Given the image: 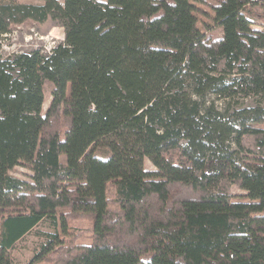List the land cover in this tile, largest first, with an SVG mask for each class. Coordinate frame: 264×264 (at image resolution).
I'll return each instance as SVG.
<instances>
[{
    "label": "trees",
    "instance_id": "1",
    "mask_svg": "<svg viewBox=\"0 0 264 264\" xmlns=\"http://www.w3.org/2000/svg\"><path fill=\"white\" fill-rule=\"evenodd\" d=\"M36 1L0 0V39L27 21L64 29L47 55H0V264L28 236L24 264H264L256 0ZM198 3L221 36L199 31ZM21 163L28 180L9 174Z\"/></svg>",
    "mask_w": 264,
    "mask_h": 264
},
{
    "label": "rangeland",
    "instance_id": "2",
    "mask_svg": "<svg viewBox=\"0 0 264 264\" xmlns=\"http://www.w3.org/2000/svg\"><path fill=\"white\" fill-rule=\"evenodd\" d=\"M62 2V0H59ZM100 3H105V0H95ZM208 3V0H206ZM34 2L40 3L36 0ZM196 7L200 10L201 14L197 16L198 19V29L205 37L217 38L221 36V29L212 19L213 12L203 3L195 4ZM252 10L256 13H262L264 10V0H256L252 6ZM203 13V15H202ZM253 29H261V22L258 18L251 17ZM64 41V29L54 20L48 19L44 23H37L33 21H27L23 24L12 26L9 33L4 35L0 39V55L3 58L13 56L20 53H28L33 50H39L43 55H47L50 51L57 46L58 44L63 43ZM44 93V104L42 108V114L48 108L49 102L51 100V87L48 83L43 85ZM259 102L258 98H249L245 100L246 104H256ZM95 153L101 158H107L108 152L105 148L97 147ZM64 158V157H63ZM144 169L148 173L155 171V168L152 166L150 161L147 158L143 160ZM9 174L13 177L28 180L31 171L28 166L24 163H21L13 167ZM148 177L159 178V175L149 174ZM231 193L233 195V201H249L247 193L243 190H240L236 187L231 188ZM60 227L64 225L61 220H59ZM70 224L73 229H78L81 233V237L86 239L89 235L88 228L90 227V220L87 218H74L70 220ZM62 228V227H61ZM32 240L31 236L26 237L22 240L16 249L12 251V259L16 264H24L31 253L32 249Z\"/></svg>",
    "mask_w": 264,
    "mask_h": 264
}]
</instances>
